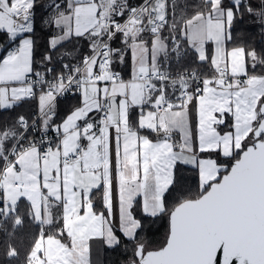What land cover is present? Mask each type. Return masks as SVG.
I'll use <instances>...</instances> for the list:
<instances>
[{"label": "snow or ice", "instance_id": "6c2138e0", "mask_svg": "<svg viewBox=\"0 0 264 264\" xmlns=\"http://www.w3.org/2000/svg\"><path fill=\"white\" fill-rule=\"evenodd\" d=\"M261 5L257 10L248 0H228V6L225 0H201L190 18L181 12L177 20V0H143L137 6L128 0H51L44 22L56 32L41 63L51 65L52 53L71 39H86L91 54L76 64L62 63L49 80L54 67L34 71L35 41L22 36L34 31L36 0H0V30L15 45L0 59V109L38 102L31 122L19 115L0 128V222L11 220L13 230L23 226V198L27 217L40 229L25 264H91L93 237L119 246L112 220L114 179L118 230L132 246L128 264H264V73L255 72L264 68V53L243 44L227 48L232 26L244 12L264 23V0ZM125 15L121 23L118 18ZM145 33L152 37L150 45ZM117 34L121 48L112 47ZM129 53L132 75L125 81L112 65ZM190 54L195 63L208 64L212 75L196 68L173 75L171 61L180 63ZM65 56L75 58L72 52L56 58ZM74 90L81 106L53 125L57 98ZM193 100L198 101V149L189 118ZM137 106L133 122L130 112ZM93 111L100 114L97 121L89 118ZM225 114L233 117L232 130L222 134L217 126L225 124ZM140 129L156 139L140 135ZM49 130L56 133L55 143ZM238 151L230 171L211 155L232 158ZM180 164L198 170L201 191L169 209L166 197ZM222 171L227 174L218 179ZM97 195L101 212L95 211ZM137 197L145 217L168 215L166 241L155 250L140 237L144 225L135 215ZM7 255L18 253L10 247Z\"/></svg>", "mask_w": 264, "mask_h": 264}, {"label": "trees", "instance_id": "16d2710c", "mask_svg": "<svg viewBox=\"0 0 264 264\" xmlns=\"http://www.w3.org/2000/svg\"><path fill=\"white\" fill-rule=\"evenodd\" d=\"M51 0H36V7L34 9L33 26L34 31L31 34H24L22 36L30 35L35 41L34 52H33V68L34 71L43 72L46 67H54L55 71L61 70L62 61L56 57L64 52H72L75 56L74 59H69L67 56L63 60H69L72 62H78L86 54L90 55L89 43L86 39H71L68 42L62 43L55 52L52 53L53 61L51 65L42 64L43 55L49 50V37L54 35L56 29L50 27L44 22V18L49 15L50 8L46 7ZM201 3V0H177L178 7L176 9V18L180 20L181 12L184 13L185 18H190L194 14V10L197 5ZM248 3L254 9L259 10L261 8V0H248ZM225 6H228V0H225ZM182 26V24H181ZM168 34V30H164ZM232 41L227 44V47H235L243 44L248 48H255L258 53H264V23L260 21V17L257 15H250L247 12L243 13V18H237L232 26L231 30ZM18 42V41H17ZM113 43L123 47L121 44V36L117 34ZM12 44L8 42L6 30H0V59L6 54L7 50ZM208 52H213V44L207 45ZM197 63L193 60L191 54L176 63L171 61L169 70L175 72H181L185 68H196ZM201 67V69L199 68ZM198 71L202 75H211V69L208 64H198ZM114 68L122 72L124 77H131L132 75V62L130 53L125 57L123 63L114 64ZM264 68L257 67L256 73H262ZM251 72V69H250ZM81 95L75 92L69 96L58 97L55 102L56 115L53 119V125L60 124L63 119L71 112L73 108L81 105ZM37 99H28L21 101L12 109H0V128L6 125L12 124L16 117L23 115L31 120L33 119V113L38 110ZM227 123V124H226ZM233 121L230 116L226 119V130L230 128ZM225 124L220 125L218 128H222L225 131ZM146 133L156 137L154 133L145 129ZM29 136L33 133L29 132ZM10 146V145H9ZM239 151L232 158H226L222 154L217 153L211 154L218 163L225 165L227 170L230 169L232 162L240 156ZM219 156V157H218ZM221 156V157H220ZM225 171L221 172L220 177ZM176 180L175 187L168 193L167 207L172 209L179 200L183 197H192L201 191L199 186V173L194 167L186 166L183 164L178 165L176 169ZM95 206L98 209H102L103 205L97 195L95 197ZM101 207V208H100ZM135 209V215L142 221L144 228L140 233L148 244V250H155L160 247L165 241L168 233V215L164 214L156 219L145 217L141 213V206ZM28 202L22 198L20 203V212L24 216V223L22 227L13 230V223L11 220L0 222V264H25L26 256L32 246L33 240L39 232V226L30 220L27 215ZM122 243L117 247H108L104 249V264H128L129 258L132 256L131 245L124 239L122 234L118 232ZM11 234V235H9ZM127 245V249L125 247ZM11 248H15L18 256L9 258L7 253Z\"/></svg>", "mask_w": 264, "mask_h": 264}, {"label": "crops", "instance_id": "0c3cea01", "mask_svg": "<svg viewBox=\"0 0 264 264\" xmlns=\"http://www.w3.org/2000/svg\"><path fill=\"white\" fill-rule=\"evenodd\" d=\"M129 4L130 3H133V4H140L143 2V0H128ZM24 35V34H22ZM163 35L165 37L168 36V34L164 31L163 32ZM144 39L149 41V45H150V42H151V39L152 37L148 34V33H145L144 34ZM15 46V45H14ZM12 46V47H14ZM11 47V48H12ZM169 47H170V42H169ZM228 48V47H227ZM232 47H229L228 49H230ZM213 51H214V45H213ZM161 63L163 64L164 63V60H163V57H161ZM171 71V70H170ZM116 72L120 73L122 78L127 81L129 80L131 77H124L122 72L116 70ZM18 86V85H17ZM105 86V84L103 83H99L98 84V87L100 88H103ZM80 94V93H79ZM169 94L171 95V91L169 92ZM81 95V94H80ZM82 98V97H81ZM119 99V97H118ZM81 105H79L78 107H80ZM149 109L148 106H145L143 108V111L146 113ZM139 113H140V108L139 106L137 107H134L132 108L131 112H130V118L133 122H136L138 120V116H139ZM90 116H92L91 120L93 121H97L99 119V114L95 111H93L92 113H89ZM219 116V114H217ZM227 116H230L232 118V121H233V117L231 116V114H225V122H226V119H227ZM189 118H190V123H191V131H192V142H193V145H194V148L198 149V130H197V125H198V101L196 100H193L190 104H189ZM62 123V122H61ZM60 123V124H61ZM59 125V124H58ZM220 126V125H219ZM217 126V127H219ZM231 128V126H230ZM227 129L225 132L227 131H230L232 129ZM145 129H140L139 130V134L142 135V136H148L150 139L152 140H155L156 137H153L152 135L146 133L144 131ZM111 131V156H112V172H113V176L115 177L116 173H115V139H114V129L110 130ZM223 134V133H222ZM177 139H179V137L177 136L176 137ZM86 143V141H85ZM197 154L199 155L198 151H197ZM215 159V158H213ZM216 160V159H215ZM218 163V162H217ZM219 165H221L222 167H225V165H222L220 163H218ZM221 175V174H220ZM112 198H113V204H114V216L112 217V220H113V225L114 227H116V235L118 237H120L119 233L120 232L118 230V224H119V209H118V186L115 182V179L113 181V189H112ZM141 202H142V197H137V202H136V206H135V209L136 208H139L137 206H141ZM101 208V207H100ZM103 207L102 209H98L96 208L95 206V211L97 212H101L103 211ZM81 214H83V212H81ZM137 219H139L137 216H136ZM121 233V232H120ZM89 246H90V259H91V264H104V249L105 247L107 246L103 240L102 237H93L90 241H89Z\"/></svg>", "mask_w": 264, "mask_h": 264}, {"label": "built area", "instance_id": "2783aa9c", "mask_svg": "<svg viewBox=\"0 0 264 264\" xmlns=\"http://www.w3.org/2000/svg\"><path fill=\"white\" fill-rule=\"evenodd\" d=\"M140 4H141V3H140ZM130 5H131V6H137V5H139V4H133V3H130ZM126 18H127V17H126V15H125L124 18H118V19H120V22L123 23V20L126 19ZM169 20L171 21V9H169ZM116 36H117V35H116ZM112 47H113V48H121L120 46L114 44L113 41H112ZM170 47H171V43H170ZM172 61L176 62L175 59H173ZM62 63L76 64L77 62H72V61H69V60H63ZM61 65H62V64H61ZM112 69H113V71L116 72V69L114 68V64L112 65ZM196 69L198 70V68H196ZM61 70H62V67H61ZM61 70H60V71H61ZM60 71L57 72V71L54 70L52 73H50V74L47 75V78H48L49 80H51V79H52L57 73H59ZM44 72H45V71H43V72H41V73H44ZM171 72L173 73V75H175L176 73H178V72H175V71H171ZM211 75H212V74H211ZM207 76H210V75H207ZM101 83L105 84L104 82H101ZM109 86H110V84H109ZM75 92L80 93L78 90H74V91H72V92H68V93H66V94L63 95V96H69V95H71V94H73V93H75ZM63 96H60V97H63ZM37 111H38V110H36V111L33 113V118L36 117V115H37ZM98 114H99V113H98ZM99 115H100V114H99ZM89 118L91 119L92 116L89 115ZM79 123L81 124V126L83 125V121H80ZM35 135L38 136L39 133H36ZM47 135H48V137L51 138L52 141L55 143V141H56V139H57L56 133H55L54 131L49 130V132H48Z\"/></svg>", "mask_w": 264, "mask_h": 264}, {"label": "bare ground", "instance_id": "6f19581e", "mask_svg": "<svg viewBox=\"0 0 264 264\" xmlns=\"http://www.w3.org/2000/svg\"><path fill=\"white\" fill-rule=\"evenodd\" d=\"M199 65H201V64H199ZM196 66L198 67V64H197ZM197 67H196V68H197ZM198 68H199V67H198ZM190 69H192V68H190ZM199 69H201V67H200ZM199 69H198V70H199ZM226 124H227V123H226ZM226 124H225V129H224L225 131H226V128H227V127H226ZM223 125H224V124H223ZM220 129H221V130H220ZM220 129H219V130L222 132V128H220ZM228 129H229V128H228ZM230 129H231V128H230ZM225 131H224V132H225ZM218 154H219V153H217V155H218ZM219 155H221V154H219ZM218 157H219V156H218ZM220 157H221V156H220Z\"/></svg>", "mask_w": 264, "mask_h": 264}, {"label": "rangeland", "instance_id": "374dc122", "mask_svg": "<svg viewBox=\"0 0 264 264\" xmlns=\"http://www.w3.org/2000/svg\"><path fill=\"white\" fill-rule=\"evenodd\" d=\"M50 13H51V11L49 12V14H50ZM12 46H14V45H11L10 48H11ZM10 48H9V49H10ZM9 49H8V50H9ZM0 50H1V47H0ZM5 55H6V54H5ZM262 73H264V71H263ZM257 74H261V73H257ZM218 130H219V128H218ZM220 130H221V129H220ZM220 130H219V131H220ZM220 132H221V131H220ZM221 133H224V131H222ZM212 158H214V157H212ZM216 161H217V160H216ZM126 264H127V263H126Z\"/></svg>", "mask_w": 264, "mask_h": 264}, {"label": "water", "instance_id": "95a60500", "mask_svg": "<svg viewBox=\"0 0 264 264\" xmlns=\"http://www.w3.org/2000/svg\"><path fill=\"white\" fill-rule=\"evenodd\" d=\"M240 155H241V154H240ZM239 158H240V156H239L237 159H239ZM235 160H236V159H235ZM235 160L232 162V164L235 163ZM231 166H232V165H231ZM230 169H231V167H230ZM230 169H229L228 171H230ZM224 174H227V172L223 173L222 176H223ZM222 176H221V178H222Z\"/></svg>", "mask_w": 264, "mask_h": 264}]
</instances>
